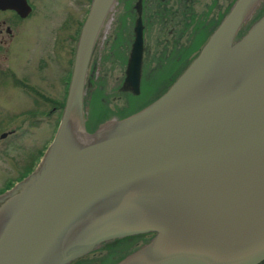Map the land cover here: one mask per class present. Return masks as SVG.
<instances>
[{
  "label": "water",
  "instance_id": "obj_1",
  "mask_svg": "<svg viewBox=\"0 0 264 264\" xmlns=\"http://www.w3.org/2000/svg\"><path fill=\"white\" fill-rule=\"evenodd\" d=\"M118 1L91 0L55 134L0 194V264H75L146 235L114 264H262L264 0H235L161 96L88 131L87 74ZM134 8L122 89L138 95L141 1ZM0 9L31 11L26 0Z\"/></svg>",
  "mask_w": 264,
  "mask_h": 264
},
{
  "label": "rangeland",
  "instance_id": "obj_2",
  "mask_svg": "<svg viewBox=\"0 0 264 264\" xmlns=\"http://www.w3.org/2000/svg\"><path fill=\"white\" fill-rule=\"evenodd\" d=\"M32 3L36 7V14L39 13L37 7L42 8V17H47V20L42 17L38 19L40 15L33 17V20L37 19L26 22L27 28L21 31L19 37L7 39V46L3 47L6 51L0 53V135L10 132L0 140V193L17 183L20 174H28L34 169L55 134L64 105L65 92L59 83V77L63 74L51 57L50 47L54 29L65 13L77 12L79 8L74 0H32ZM79 12L83 13L84 9H79ZM124 21L118 1L101 42L106 41L105 44L112 46L110 55L112 51L113 58H98L100 64L86 96L85 121L88 131L103 123L110 116L109 107L116 103L113 96L117 94L118 79L123 78L121 71L126 66V58L125 61L124 58H114L115 42L109 43L107 39L115 40L119 35L118 44L122 41L121 46L127 48L133 26L130 28V24L134 20ZM36 27L41 30L34 32ZM5 35L3 31L0 40L2 37L5 39ZM120 35H125V40ZM151 41H147L150 50L154 48ZM169 70L160 69L164 75L159 76L161 79L155 88L163 84ZM144 100L145 97L141 98V101ZM53 106L56 107L54 112ZM123 243L115 246V251L94 252L75 264H114L134 250V245L128 246L129 241Z\"/></svg>",
  "mask_w": 264,
  "mask_h": 264
},
{
  "label": "flooded vegetation",
  "instance_id": "obj_3",
  "mask_svg": "<svg viewBox=\"0 0 264 264\" xmlns=\"http://www.w3.org/2000/svg\"><path fill=\"white\" fill-rule=\"evenodd\" d=\"M26 1L31 9L26 17H21L12 9H0V35L3 34V31L6 34V38L4 39V37H2L0 40V53L6 51V48L4 49L3 47L7 46V39L10 40L17 36L19 37L21 31H25L28 24L26 22L36 20L37 18L33 20V17H38V15H40L38 19L42 17V8L40 10V8L37 7V11L39 12L37 15L36 7L33 5L32 0ZM138 1H141L144 27V53L139 94L133 95L131 92L122 89L124 68V70L121 71L123 78L118 80V86L115 89L117 94L113 96L116 103L113 105L111 104L112 107H109L111 110L110 116L102 122L110 119L124 118L142 109L161 96L173 83V77L177 76L178 54L176 47L178 45L202 47L212 31L223 19V17L220 18V16L226 15L235 0H127V3L129 2L128 14L131 19L128 18V20H130V22L134 20L135 23L137 14L134 7ZM74 2L80 10L83 8L84 12L80 14L78 9L77 12L65 13L64 18L54 29L50 47L51 57L55 61L60 73L63 74L59 77V83L63 86L65 98L71 79L76 45L83 22L87 17L91 0H74ZM155 10H163L162 13H159L160 18L157 17L158 15H155ZM41 19L47 20V17H42ZM134 23L130 24V28L131 25L134 26ZM133 26L130 30L131 43L133 40ZM211 29L212 31L209 32ZM39 30L38 27H36L34 32H38ZM191 32L192 34H190ZM204 37H206V40L202 41ZM107 41H109V43L112 42V40L109 39H107ZM147 41L153 43L154 48L152 50L147 46ZM105 42L99 45L87 74V84L89 85L85 93V105L88 89L92 86V81H94L93 77L100 64V62L98 63V58H113L112 51L110 55L111 46L105 44ZM129 50L130 46L125 57L126 59L128 58ZM162 67L166 70L170 69L169 75H166L163 84L160 83L159 86L155 88V84L161 79L159 76L164 75L163 72H160ZM143 97H145V100L141 101ZM55 110L56 107H52V112ZM28 174H20V179L18 181Z\"/></svg>",
  "mask_w": 264,
  "mask_h": 264
},
{
  "label": "trees",
  "instance_id": "obj_4",
  "mask_svg": "<svg viewBox=\"0 0 264 264\" xmlns=\"http://www.w3.org/2000/svg\"><path fill=\"white\" fill-rule=\"evenodd\" d=\"M119 1H120V5H121V11H122V14H123V19H125L124 22L126 23L128 21V18H130L129 17V14H128L129 13V11H128L129 10V4H128L129 2L127 3V0H119ZM157 11L158 10H155L154 11L155 12V15H158L157 17L160 18V14L159 13H162L163 10H159L158 13H157ZM263 11H264V9L262 11H259L258 14H257V16L258 15H261ZM222 17H224V15L223 16H220V18H222ZM125 23H124V25H125ZM218 23H219V21H218ZM211 31H212V29L209 32H211ZM124 34H126V33L124 32ZM190 34H192V32ZM120 36L122 37V35H120ZM124 36L122 37V40L123 39L125 40V37ZM118 37H119V35L115 38V40H112V42L113 41L115 42V44L113 46V51L115 49L114 57L115 58H124V61H125V57H126V54H127V51L129 49V45L130 44L128 43V46L125 49L124 46H121L122 41H121V43L118 44ZM127 37H128V35H127ZM205 40H206V37H204L202 39V41H205ZM120 46H121V49H119ZM111 48H112V46H111ZM176 48H177V54H178V58H177V67H178V70H177V76H174L173 77V80L174 81L185 70V68L191 63V61L196 57L197 52L200 50L201 47L200 46L186 47V46H180V45H178ZM53 107H55V106H53ZM149 239H150V236L149 235H146V236H141V237L133 238V239H130V240L122 241L120 243L124 244L123 242H128L129 241L128 246H133L134 245V250H135L139 246H141L144 243L148 242ZM120 243L114 244L112 246L106 247V248L101 249V250H98V251H105V250L110 251V252L111 251H115V249H116L115 246H119L118 244H120ZM98 251H96V252H98ZM123 257L124 256H122L121 258H123ZM121 258H119L117 261H119ZM117 261H115V262H117ZM262 264H264V262Z\"/></svg>",
  "mask_w": 264,
  "mask_h": 264
},
{
  "label": "bare ground",
  "instance_id": "obj_5",
  "mask_svg": "<svg viewBox=\"0 0 264 264\" xmlns=\"http://www.w3.org/2000/svg\"><path fill=\"white\" fill-rule=\"evenodd\" d=\"M107 28H108V25H107ZM107 28H106V30H107ZM106 30H105V33H106ZM105 33H104V35H105ZM104 35H103V37H104ZM103 37H102V40H103ZM102 40H101V42H102ZM101 42H100V45H101ZM111 64V63H110ZM119 80V79H118ZM87 258V257H86Z\"/></svg>",
  "mask_w": 264,
  "mask_h": 264
}]
</instances>
